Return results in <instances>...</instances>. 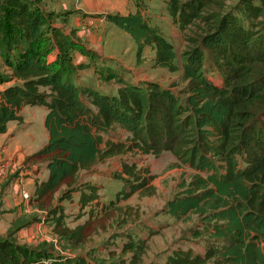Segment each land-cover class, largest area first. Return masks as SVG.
<instances>
[{"label":"trees","instance_id":"obj_1","mask_svg":"<svg viewBox=\"0 0 264 264\" xmlns=\"http://www.w3.org/2000/svg\"><path fill=\"white\" fill-rule=\"evenodd\" d=\"M165 1L172 22L194 31L181 64L173 42L140 9L106 18L132 37L138 60L151 49L153 67L181 72L179 92L172 88L179 83L126 74L54 23L57 14L41 0H0V133L10 121L22 122L25 106L47 108L49 140L27 160L46 161L49 176L36 183L33 197L54 235L73 249L90 240L92 220L70 227L65 209L52 205L57 194L63 201L79 193L82 209L99 203V186H77L79 173L131 153L117 176L129 186L121 197L154 195L155 175L135 157L170 152L192 172L164 211L175 220L197 215L193 236L208 244L204 252L178 246L162 264H264V26L257 22L264 0L237 12L222 0ZM77 52L89 61L77 62ZM95 59L103 66H93ZM86 69L97 72L98 83L81 81ZM119 131L125 140L116 138ZM14 234L0 239V264H100L87 254L20 243ZM120 235V264H144L148 238Z\"/></svg>","mask_w":264,"mask_h":264},{"label":"rangeland","instance_id":"obj_2","mask_svg":"<svg viewBox=\"0 0 264 264\" xmlns=\"http://www.w3.org/2000/svg\"><path fill=\"white\" fill-rule=\"evenodd\" d=\"M78 1L73 0L69 8L53 9L58 17L53 16L52 21L63 28H74L78 17L92 16L82 9H76L74 3ZM222 1L225 3V10L234 12L243 8L245 2L261 3L260 0ZM51 2V0H46L41 3L43 6H48L45 9L50 11L53 7ZM80 2L82 3L83 0ZM127 3L129 5H126L121 12L124 14L134 12L139 7L145 16L149 17L151 23L157 24L173 42L179 54L178 62L181 64L182 56L180 54L190 47L188 38L194 34V31L192 29L182 31L172 22L165 0H127ZM114 7L113 4L107 5L104 11L112 12ZM69 16H72L71 20L66 19ZM96 18L106 19V13L99 14ZM257 22H261L264 26V16ZM109 31L105 47L107 50L113 51L116 57L111 58L112 64L122 70L129 71L126 74L134 75L143 81H157L168 87L179 83V85L172 86L173 90L179 92L184 84L180 71L171 72L166 68L153 67L154 51L151 49H147L143 58L138 60L136 45L132 37L115 24H112ZM88 48L91 49L89 46ZM92 64L93 66H103V63L98 59L93 60ZM79 74L81 78L87 79L84 82L98 83L97 72L94 69H86ZM213 79L219 82L220 78L214 76ZM103 91L116 92V87H103ZM24 108L21 111L22 122L19 120L10 121L8 127L12 130V134L14 133L19 138L22 146L31 143L35 149H42L49 139V132L45 125L48 111L45 107L40 106H25ZM115 135L117 139L125 140L126 138L124 131H119ZM126 158L132 161L133 155L130 153L123 157H114L96 165L89 171L83 170L79 173L76 179L77 186L83 188L87 183L99 186V203H93L82 209L78 203L79 193H74L72 198L63 201H59V196L62 193H58L52 203L53 207L60 206L65 209L66 223L70 227H75L91 217V238L82 247L73 249L66 241H61L54 235L49 214L36 205L33 194L27 199L28 203L22 206L19 213L13 212V215H7L0 211V239L6 237L10 232H14L15 239L20 243L32 247L45 244L63 254H87L93 262L100 264H120V253L114 249L116 241L121 242L120 234L126 232H135L139 236L148 238V250L144 257V264L164 263L167 256L178 246L192 247L204 252L208 244L207 237L196 238L193 236V232L199 229L200 218L197 215H190L188 219L175 220L164 211L167 202L180 190L179 186L182 180L187 178L192 170L184 166L170 152L159 156L138 155L135 160L140 165L149 167L151 173L155 175L152 184L156 187V193L145 195L144 192H137L129 199H123L121 192L126 191L129 186L124 179L117 176L122 170V161ZM38 162L43 163V167L47 166L44 160ZM90 210L94 212L90 214ZM39 223H42L41 227H39ZM149 228L155 234H151ZM111 250L117 254L111 255Z\"/></svg>","mask_w":264,"mask_h":264},{"label":"crops","instance_id":"obj_3","mask_svg":"<svg viewBox=\"0 0 264 264\" xmlns=\"http://www.w3.org/2000/svg\"><path fill=\"white\" fill-rule=\"evenodd\" d=\"M51 1L53 7L50 11H53V9L59 10L69 8L73 2V0ZM80 3V0L77 3H74L76 9H82L85 13L92 15L93 17H78L76 26L74 28H65L66 31L75 32L86 46L99 52L104 57L110 59L116 58L113 51L110 49L107 50L105 47L107 42L106 38H108L110 32L109 29L114 23L107 18L96 17L102 13L120 12L122 15L129 14L121 12L126 5H129V3H127V0H83L81 5ZM112 4L115 5L112 12L104 11L107 5ZM44 7L48 8V6ZM138 9L139 7L135 11ZM71 17L72 16L66 17V19L69 18L71 20ZM75 60L77 62H85L89 61V58L86 55L77 52L75 54ZM81 81L84 82L87 81V79L81 78ZM21 144L19 138L14 133L12 134V130H10L9 127H7L5 133H0V211L7 215H13V212L19 213L22 206L28 203V200L23 196V192L28 191L30 195L33 194L36 183L46 179L49 173L47 166L43 167L44 164L38 162L39 160H27L29 156L35 154L40 149H35L32 147L31 143L25 146H22ZM6 162L8 166L3 169L2 166ZM42 223H39V227H41Z\"/></svg>","mask_w":264,"mask_h":264},{"label":"built area","instance_id":"obj_4","mask_svg":"<svg viewBox=\"0 0 264 264\" xmlns=\"http://www.w3.org/2000/svg\"><path fill=\"white\" fill-rule=\"evenodd\" d=\"M6 166H8V165H7V162L2 166L3 169H5ZM23 196H24L25 199H29V198H30V194H29L28 191H24V192H23Z\"/></svg>","mask_w":264,"mask_h":264}]
</instances>
